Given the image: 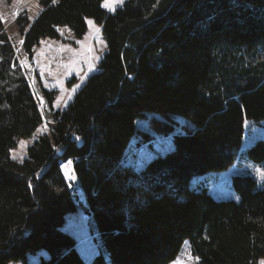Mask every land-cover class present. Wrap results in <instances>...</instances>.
<instances>
[{"label": "trees", "instance_id": "trees-1", "mask_svg": "<svg viewBox=\"0 0 264 264\" xmlns=\"http://www.w3.org/2000/svg\"><path fill=\"white\" fill-rule=\"evenodd\" d=\"M103 1L39 0L33 21L15 19L20 60L42 39H58L60 27L77 39L86 18L101 27L106 51L97 71L62 110L35 73L33 90L0 19V264H27L39 251L47 255L36 264H170L184 241L195 264H260L264 184L234 174L236 202L191 181L240 156L264 172L263 140L240 152L244 121H264V0H124L112 12ZM36 92L50 110L49 133L17 163L10 151L44 120ZM147 114L168 118L156 128L171 134L172 147L137 172L124 153ZM169 115L184 120L181 132ZM67 161L80 206L62 172ZM79 208L90 216V237H101L87 263L63 229Z\"/></svg>", "mask_w": 264, "mask_h": 264}, {"label": "rangeland", "instance_id": "rangeland-1", "mask_svg": "<svg viewBox=\"0 0 264 264\" xmlns=\"http://www.w3.org/2000/svg\"><path fill=\"white\" fill-rule=\"evenodd\" d=\"M124 0H104L102 2V8L108 12H111L116 7L120 6ZM41 5L39 0H0V19L3 24V29L12 40L15 45L16 55L20 61H25L24 66L31 72L30 85L33 90L36 91L37 85L35 83L34 73L38 76L42 86L47 90H56V97L53 102L54 110H62L71 101L74 93L85 82V78L97 71L99 60L106 51V42L101 36V27L94 24L93 20L86 18L87 32L81 39L73 37V33L67 27L58 28V39L45 38L40 41L41 48L46 44L49 48V52L44 58H40L34 64L26 57H22L21 54V35L15 23L17 15L21 13L27 14L30 21L41 11ZM89 21L91 23H89ZM50 43H54L52 48ZM40 44V43H39ZM38 46V45H37ZM19 64V63H18ZM73 80L72 87H68L66 82ZM38 104H40L41 111L44 116L42 125L34 132L32 137L27 139H21L15 149L10 151V157L17 163H21L27 154V147L31 145L39 135L48 134L50 114L48 107L45 104L43 96L38 95ZM173 121L176 122V128L174 134L181 132L185 122L176 115H169ZM168 118L159 114H147L146 118L136 121L137 128L143 132L134 134L130 140L128 149L125 151L124 164L131 166L135 171L143 169L145 164L157 154H163L168 151L172 146L171 134L165 136L157 130L156 126L158 122L167 121ZM147 136L149 138H147ZM148 139L149 141L142 142V140ZM257 140L264 141V121L258 123H252L250 121H244V137L242 140L241 150L243 152L247 147L252 145ZM63 175L66 177L69 188L74 189L75 178L72 171V162L62 165ZM236 173H247L254 176L260 186L264 184V172L262 164L258 165L251 161L245 160L243 157H239L236 164L232 165L225 172H208L204 175L192 178V187L200 188L204 187L211 194L214 199L218 200H233L238 201L239 197L231 189L230 181L231 177ZM75 191V189H74ZM74 195H77L75 199L79 205L81 201V194L79 191H75ZM80 206V205H79ZM79 208L77 212L70 213L65 218V224L63 229L75 238L76 250L79 251L83 262L87 263L97 252L98 243L101 241L100 236H91L87 232V218L85 213ZM45 251H39L36 254L27 256V264H36L40 256H45ZM109 257H106L107 264H112L109 261ZM264 261V258L261 259ZM261 261L259 262L261 264ZM196 259L192 257L189 243L184 241L181 244L180 251L173 263L170 264H195ZM10 264H24L21 262Z\"/></svg>", "mask_w": 264, "mask_h": 264}, {"label": "crops", "instance_id": "crops-1", "mask_svg": "<svg viewBox=\"0 0 264 264\" xmlns=\"http://www.w3.org/2000/svg\"><path fill=\"white\" fill-rule=\"evenodd\" d=\"M21 42H22V40H21ZM42 42H43V40H42ZM41 44H42V43L40 42V44H39L38 46H36V47L34 48V50H33L32 59H33V60H36V62L39 61L40 58H44V57L47 55V53L50 51L46 44L43 46V48H41V47H40ZM53 44H54V43H50V44H49L51 48H52ZM37 63H38V62H37ZM86 78H87V77H86ZM86 78H85V80H86ZM53 109H54V108H53ZM49 116H50V115H49ZM49 120H50V119H49ZM128 146H129V145H128ZM128 146H127V148H128ZM260 261H261V260H260Z\"/></svg>", "mask_w": 264, "mask_h": 264}, {"label": "clouds", "instance_id": "clouds-1", "mask_svg": "<svg viewBox=\"0 0 264 264\" xmlns=\"http://www.w3.org/2000/svg\"><path fill=\"white\" fill-rule=\"evenodd\" d=\"M112 12V11H111ZM22 40V39H21ZM26 58H28L27 56H25ZM28 59H32V57L31 58H28ZM33 60V59H32ZM21 66V65H20ZM39 107H40V104H39ZM41 109V108H40ZM184 121V120H183ZM49 123H51V121L49 122ZM128 149V148H127ZM126 149V150H127ZM227 171V170H226ZM225 172V171H224ZM75 181V180H74ZM81 194V193H80ZM82 196V195H81ZM78 204V203H77ZM88 216V217H87ZM85 217L88 219L90 216L89 215H85Z\"/></svg>", "mask_w": 264, "mask_h": 264}, {"label": "built area", "instance_id": "built-area-1", "mask_svg": "<svg viewBox=\"0 0 264 264\" xmlns=\"http://www.w3.org/2000/svg\"><path fill=\"white\" fill-rule=\"evenodd\" d=\"M30 62H31L32 64H34V60H31ZM25 63H26L25 61H20V62H19V65L22 66V65H25ZM87 217H88V216H87Z\"/></svg>", "mask_w": 264, "mask_h": 264}, {"label": "snow or ice", "instance_id": "snow-or-ice-1", "mask_svg": "<svg viewBox=\"0 0 264 264\" xmlns=\"http://www.w3.org/2000/svg\"><path fill=\"white\" fill-rule=\"evenodd\" d=\"M89 23H91V22L89 21ZM261 264H264V261H261Z\"/></svg>", "mask_w": 264, "mask_h": 264}]
</instances>
